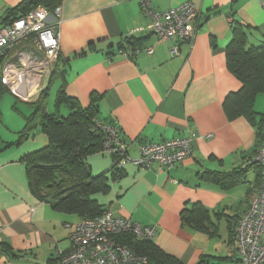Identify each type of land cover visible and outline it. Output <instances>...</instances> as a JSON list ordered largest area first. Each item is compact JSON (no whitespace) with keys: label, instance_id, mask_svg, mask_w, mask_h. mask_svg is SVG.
Here are the masks:
<instances>
[{"label":"crops","instance_id":"obj_1","mask_svg":"<svg viewBox=\"0 0 264 264\" xmlns=\"http://www.w3.org/2000/svg\"><path fill=\"white\" fill-rule=\"evenodd\" d=\"M21 1L0 0V27ZM147 1L160 11L193 2L199 16L192 42L158 41L139 0H60L58 57L46 83L37 78L35 90L49 86V112L60 113L61 105L70 111L54 102L63 85L81 106L94 103L96 120L118 126L132 158L141 144L191 136L192 154L173 166L129 162L114 170L109 153L89 155L91 173H104L109 185L91 197L116 216L154 225V245L181 264H240L234 229L260 189L261 168L249 163L260 139L257 126L244 117L229 120L223 108L226 95L241 86L227 67L226 48L234 22L243 28L247 47L264 42V0ZM16 51L0 60V96L11 93L16 112L14 124L0 130V264H59L57 251L71 247L66 223L82 217L38 200L29 188L22 157L46 146L48 138L34 129L14 144L32 110L28 102L41 94L24 101L6 87L5 65L18 59ZM56 67L63 75L52 78ZM207 172L223 181L205 177ZM232 173L236 180L228 185ZM196 204L208 211L207 230L182 218Z\"/></svg>","mask_w":264,"mask_h":264},{"label":"built area","instance_id":"obj_2","mask_svg":"<svg viewBox=\"0 0 264 264\" xmlns=\"http://www.w3.org/2000/svg\"><path fill=\"white\" fill-rule=\"evenodd\" d=\"M139 3L158 41L176 38L181 42H192L196 34L194 23L199 16L193 2L185 1L163 11L152 8L147 0H139ZM60 11L58 5L52 10L37 5L0 27V60L14 47L18 57L15 62L5 65L4 82L21 100L27 101L34 92L42 91L49 78L58 57L56 24L59 23ZM22 40L27 44L17 47L16 44ZM147 52L150 53L151 49ZM170 52L174 54L176 49ZM40 77H44V84L38 91L35 87ZM96 125L102 133L100 150L114 156L117 168L129 162L140 167H148L153 162L173 166L193 152L192 137L179 136L141 144L138 156L132 158L117 125L101 121H96ZM253 162L261 168V183L259 192L251 198L248 209L239 216L235 225L234 238L240 264H264V130L260 147L249 159V163ZM129 220L117 217L107 208L99 215L66 223L71 247L68 251H57L59 264H152L145 254L119 243L117 238L128 233L137 241H154L156 227Z\"/></svg>","mask_w":264,"mask_h":264},{"label":"trees","instance_id":"obj_3","mask_svg":"<svg viewBox=\"0 0 264 264\" xmlns=\"http://www.w3.org/2000/svg\"><path fill=\"white\" fill-rule=\"evenodd\" d=\"M59 1L22 0L13 11H9L5 22L10 23L37 5L52 10ZM231 27V39L226 48V63L241 86L226 95L223 108L229 120L244 117L259 128L260 147L264 130V108L261 112H256L254 102L258 93H264V42L258 46L247 47V36L241 25L234 22ZM57 67L53 69L52 78L63 75ZM63 86L58 88L54 102L57 107L68 104V114L61 115L58 109L52 112L46 110L49 86L45 87L39 98L28 102L32 110L26 115L24 126L14 144L22 143L34 129L44 133L48 138L47 145L22 157L32 194L40 201H51L52 207L57 210L82 218L92 217L99 215L106 208H101L91 196L109 190L107 175L92 174L87 162L89 155L101 151L102 133L96 125L99 120L95 118L94 103L91 102L87 107L81 106L74 97L67 95ZM1 90L0 87V95ZM251 164L256 165L254 162ZM116 168L114 170H117ZM240 172L241 170H238L234 174L238 176ZM112 174H115V171ZM234 174L228 176L232 178L228 180V185L235 183ZM218 175L216 172L205 173V177L213 181H223ZM182 218L195 228L207 230L209 214L201 205L196 204L190 211L186 210ZM117 239L129 248L145 254L152 264H181L164 254L154 245V241H137L128 233L119 235Z\"/></svg>","mask_w":264,"mask_h":264},{"label":"rangeland","instance_id":"obj_4","mask_svg":"<svg viewBox=\"0 0 264 264\" xmlns=\"http://www.w3.org/2000/svg\"><path fill=\"white\" fill-rule=\"evenodd\" d=\"M51 100H52V93H54V90H51ZM14 96L11 95L9 92H5L1 96L0 100V109L2 112V117L0 120V130L3 129L4 127H7L8 124H14L15 122V113L14 109L12 108V102L14 100ZM18 100V99H17ZM18 103H22L21 101L18 100ZM16 104V105H17ZM65 106L68 107L67 105H61L60 106V114L65 115L68 114V109L67 112H65ZM64 107V108H63ZM264 107V93L260 92L256 95L255 97V102H254V110L255 111H262Z\"/></svg>","mask_w":264,"mask_h":264},{"label":"bare ground","instance_id":"obj_5","mask_svg":"<svg viewBox=\"0 0 264 264\" xmlns=\"http://www.w3.org/2000/svg\"><path fill=\"white\" fill-rule=\"evenodd\" d=\"M260 177H261V173H260ZM261 180V179H260ZM250 203V202H249ZM117 217H119V216H117ZM121 218H124V217H121ZM124 219H128V218H124ZM126 221V220H125ZM130 221V220H129ZM130 222H132V221H130ZM133 223V222H132ZM119 243H121V242H119ZM121 244H123V243H121Z\"/></svg>","mask_w":264,"mask_h":264}]
</instances>
